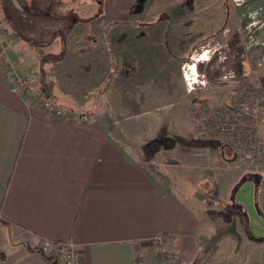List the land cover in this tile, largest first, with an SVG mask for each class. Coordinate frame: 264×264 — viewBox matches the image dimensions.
Here are the masks:
<instances>
[{"label": "rangeland", "instance_id": "1", "mask_svg": "<svg viewBox=\"0 0 264 264\" xmlns=\"http://www.w3.org/2000/svg\"><path fill=\"white\" fill-rule=\"evenodd\" d=\"M0 17V47L19 42L18 71L37 69L49 95V62L67 49L83 52L81 61L99 57L121 67L104 89L89 91L95 82L84 73L61 82L83 93L88 119L100 118L135 161L193 208L195 264H264V171L237 165L223 141L200 136L197 117L230 100V76H251L264 89V0H0ZM82 41L96 42L102 54H88ZM51 42L66 47L50 54ZM197 75L210 81L189 91L185 77ZM189 140L210 141L209 148L182 150L179 142ZM248 173L260 175L257 194Z\"/></svg>", "mask_w": 264, "mask_h": 264}, {"label": "crops", "instance_id": "2", "mask_svg": "<svg viewBox=\"0 0 264 264\" xmlns=\"http://www.w3.org/2000/svg\"><path fill=\"white\" fill-rule=\"evenodd\" d=\"M82 42L91 45L88 54H102L96 42ZM4 44L0 47V264H62L57 251L42 250L48 240L77 243L83 264H159L163 258L154 238L161 233L176 239L181 264H195L199 247L193 208L135 161L124 140L113 136L100 118H58L31 97L14 92L12 75L4 67ZM18 44L6 53L23 70ZM65 47L63 43L55 49L51 42L49 52L58 54ZM82 53L67 49L61 60L49 62L50 95L65 108L88 113L90 106L79 99L83 93H75L61 80L84 73L88 82H95L89 91L104 89L121 67L116 69L111 59L97 61L99 57L81 61ZM179 144L188 150L209 148L210 143ZM244 210L250 216L246 206ZM248 226L254 235L250 219Z\"/></svg>", "mask_w": 264, "mask_h": 264}, {"label": "built area", "instance_id": "3", "mask_svg": "<svg viewBox=\"0 0 264 264\" xmlns=\"http://www.w3.org/2000/svg\"><path fill=\"white\" fill-rule=\"evenodd\" d=\"M0 17V36L4 25ZM4 67L13 78L12 90L25 94L32 100L41 103L46 111L58 118L87 120L88 115L76 113L55 102L39 83V71L32 69L28 73L18 71L6 51L3 53ZM186 74V73H185ZM186 76L189 91L206 87L209 78ZM192 78V79H191ZM197 78V82L194 80ZM228 77H224L227 79ZM236 82L235 89L228 102L211 106L208 110H198L200 121L198 134L221 140L230 147L234 161L251 172L264 171V89L251 76H230ZM215 86V85H214ZM198 92V91H197ZM156 251L163 260L159 264H181L176 252V239L164 234L154 238ZM44 251H57L62 264H83L81 248L74 241H44Z\"/></svg>", "mask_w": 264, "mask_h": 264}, {"label": "trees", "instance_id": "4", "mask_svg": "<svg viewBox=\"0 0 264 264\" xmlns=\"http://www.w3.org/2000/svg\"><path fill=\"white\" fill-rule=\"evenodd\" d=\"M206 142H208V143H210V141H206ZM247 176H248V178L247 179H251L253 182H254V184H255V194H257L258 193V191H259V188H260V179H259V174H255V173H248V174H246ZM257 198V197H256ZM259 214L261 215V216H263L264 217V215L263 214H261V211L259 210Z\"/></svg>", "mask_w": 264, "mask_h": 264}]
</instances>
